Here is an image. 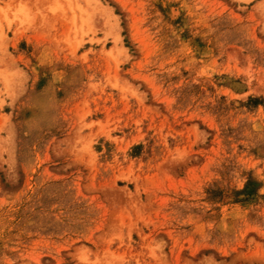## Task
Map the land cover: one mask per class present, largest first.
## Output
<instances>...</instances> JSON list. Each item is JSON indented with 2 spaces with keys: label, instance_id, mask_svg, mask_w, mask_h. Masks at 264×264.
Instances as JSON below:
<instances>
[{
  "label": "rangeland",
  "instance_id": "obj_1",
  "mask_svg": "<svg viewBox=\"0 0 264 264\" xmlns=\"http://www.w3.org/2000/svg\"><path fill=\"white\" fill-rule=\"evenodd\" d=\"M0 264H264V0H0Z\"/></svg>",
  "mask_w": 264,
  "mask_h": 264
}]
</instances>
